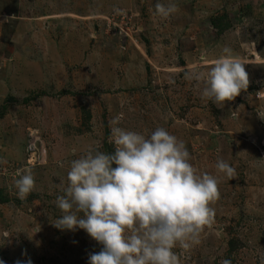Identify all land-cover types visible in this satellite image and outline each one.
Here are the masks:
<instances>
[{
  "label": "rangeland",
  "instance_id": "1",
  "mask_svg": "<svg viewBox=\"0 0 264 264\" xmlns=\"http://www.w3.org/2000/svg\"><path fill=\"white\" fill-rule=\"evenodd\" d=\"M0 0V259L88 264L102 245L57 229L56 198L73 160L112 152L111 121L183 140L190 162L217 178L213 223L199 243L173 249L181 264L264 260V0ZM229 47L247 90L218 105L206 73ZM193 78H186L189 75ZM224 160L235 169H217ZM34 190L18 196L17 172ZM26 253V256L24 255Z\"/></svg>",
  "mask_w": 264,
  "mask_h": 264
},
{
  "label": "clouds",
  "instance_id": "2",
  "mask_svg": "<svg viewBox=\"0 0 264 264\" xmlns=\"http://www.w3.org/2000/svg\"><path fill=\"white\" fill-rule=\"evenodd\" d=\"M154 8L164 18L177 11L175 3L160 0ZM222 51L206 73L195 74L205 85L202 98L218 105L232 101L249 85L246 63L231 48ZM119 120L117 116L110 122L112 152H89L71 162L68 184L55 201L62 215L53 225L82 229L103 246L89 254L88 264H181V255L173 249L198 244L202 230L213 223L218 180L200 173L184 141L165 128L145 136L118 126ZM217 169L229 177L235 174L224 160L217 162ZM17 175L15 187L23 199L34 190L35 180L31 169ZM0 264L5 261L0 259ZM15 264L33 261L28 257ZM221 264L232 262L225 259Z\"/></svg>",
  "mask_w": 264,
  "mask_h": 264
}]
</instances>
